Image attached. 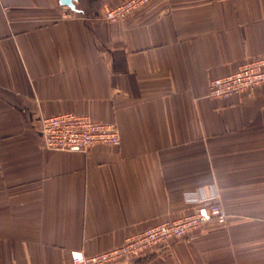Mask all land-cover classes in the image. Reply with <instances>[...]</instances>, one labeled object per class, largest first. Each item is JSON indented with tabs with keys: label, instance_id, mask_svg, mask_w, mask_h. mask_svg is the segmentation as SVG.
<instances>
[{
	"label": "crops",
	"instance_id": "obj_1",
	"mask_svg": "<svg viewBox=\"0 0 264 264\" xmlns=\"http://www.w3.org/2000/svg\"><path fill=\"white\" fill-rule=\"evenodd\" d=\"M123 1L0 0V264H72L212 192L225 222L133 264H264V84L208 96L264 54V0L103 18ZM67 111L116 124L120 142L47 148L41 118Z\"/></svg>",
	"mask_w": 264,
	"mask_h": 264
},
{
	"label": "built area",
	"instance_id": "obj_2",
	"mask_svg": "<svg viewBox=\"0 0 264 264\" xmlns=\"http://www.w3.org/2000/svg\"><path fill=\"white\" fill-rule=\"evenodd\" d=\"M149 1L124 0L114 7L106 8L103 18L108 21L123 19ZM209 83L210 98H227L264 84V54L246 60L234 72L212 78ZM40 131L44 145L56 150L88 152L99 144L115 145L120 142L116 124L73 111L43 116ZM186 199L196 205L192 211L129 234L120 244L91 255L81 250H72V264H119L123 261L133 264L152 252L170 249L174 242L190 244L198 237L203 224L213 218L220 222L227 219V213L219 205L214 192L203 196L193 194Z\"/></svg>",
	"mask_w": 264,
	"mask_h": 264
},
{
	"label": "water",
	"instance_id": "obj_3",
	"mask_svg": "<svg viewBox=\"0 0 264 264\" xmlns=\"http://www.w3.org/2000/svg\"><path fill=\"white\" fill-rule=\"evenodd\" d=\"M62 3H68L69 5H71V7L74 6V1L75 0H60Z\"/></svg>",
	"mask_w": 264,
	"mask_h": 264
}]
</instances>
